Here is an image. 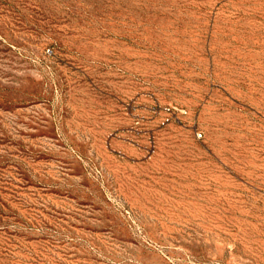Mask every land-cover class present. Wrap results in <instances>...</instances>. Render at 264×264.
<instances>
[{
	"label": "rangeland",
	"instance_id": "rangeland-1",
	"mask_svg": "<svg viewBox=\"0 0 264 264\" xmlns=\"http://www.w3.org/2000/svg\"><path fill=\"white\" fill-rule=\"evenodd\" d=\"M0 264H264V0H0Z\"/></svg>",
	"mask_w": 264,
	"mask_h": 264
}]
</instances>
